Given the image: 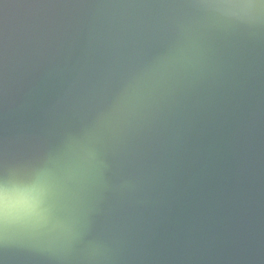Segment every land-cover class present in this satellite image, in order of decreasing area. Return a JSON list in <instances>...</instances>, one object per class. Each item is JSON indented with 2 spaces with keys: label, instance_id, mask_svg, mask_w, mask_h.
<instances>
[{
  "label": "water",
  "instance_id": "water-1",
  "mask_svg": "<svg viewBox=\"0 0 264 264\" xmlns=\"http://www.w3.org/2000/svg\"><path fill=\"white\" fill-rule=\"evenodd\" d=\"M0 264H264V0H0Z\"/></svg>",
  "mask_w": 264,
  "mask_h": 264
},
{
  "label": "clouds",
  "instance_id": "clouds-1",
  "mask_svg": "<svg viewBox=\"0 0 264 264\" xmlns=\"http://www.w3.org/2000/svg\"><path fill=\"white\" fill-rule=\"evenodd\" d=\"M251 5H249V7H250Z\"/></svg>",
  "mask_w": 264,
  "mask_h": 264
}]
</instances>
